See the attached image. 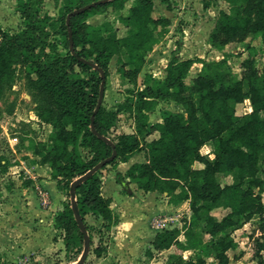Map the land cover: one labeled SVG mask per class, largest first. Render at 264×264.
<instances>
[{
	"label": "trees",
	"instance_id": "trees-1",
	"mask_svg": "<svg viewBox=\"0 0 264 264\" xmlns=\"http://www.w3.org/2000/svg\"><path fill=\"white\" fill-rule=\"evenodd\" d=\"M44 1L21 0L17 4L24 23L19 32L10 33L0 24V98L5 92L3 79H12L17 65L22 64L37 116L52 129L43 142L31 136L32 130L20 122L21 136L35 162L48 166L50 178L68 198L55 217L56 226L63 230L68 258L77 259L84 247V236L71 207V183L113 152L112 146L92 131L91 121L101 82L105 80L106 87L109 64L116 57L122 82L135 84L143 74V86L127 88L125 98L115 108L108 110L102 104L94 115L96 130L109 137L117 150L112 161L76 188L78 209L91 245L92 231L98 234L94 254L105 255L119 223L111 199L102 194V171L143 151L146 160L117 173L116 182L124 192L135 184L142 194L158 191L166 193L174 204L188 201L191 211L181 227L157 231L146 256L152 258L153 250L174 247L166 264H230L228 251L239 248L236 229L257 218L259 230L264 232V63L258 68L254 58L243 60L246 72L238 77L226 56L206 61L184 59L174 53L162 76L156 77L144 72L147 56L170 30L171 19L153 15L155 0H135L127 13L120 15L119 21L126 28L124 35H119L109 21L92 25L87 18L109 8L120 11L127 0L102 1L72 15L69 23L70 12L98 0H61L57 18L44 13ZM224 1L229 10L219 12L210 34L212 46L223 50L248 35L260 36L264 45V0ZM160 2L170 6L173 0ZM52 32L65 38L66 54L52 44ZM196 62L202 63V68L188 84L186 77ZM186 91L192 95L183 103ZM170 100L183 103L184 111L163 108L161 120L152 122L150 113L160 101ZM246 100L251 110L238 112V105ZM122 114L132 120V132L115 131ZM155 132L158 136L149 140ZM209 143L213 145L212 157L202 152ZM227 176H231V182L220 179ZM227 208L222 217L214 214ZM88 214L100 217L102 224H89ZM185 251L191 254L185 257ZM263 251L264 242L258 238L255 261L250 264H264Z\"/></svg>",
	"mask_w": 264,
	"mask_h": 264
},
{
	"label": "rangeland",
	"instance_id": "rangeland-1",
	"mask_svg": "<svg viewBox=\"0 0 264 264\" xmlns=\"http://www.w3.org/2000/svg\"><path fill=\"white\" fill-rule=\"evenodd\" d=\"M134 1L135 0H127L124 8L120 11L109 8L103 13H91L88 15L87 21L92 25H100L104 21H109L111 27L116 29L119 35H124L126 33V28L120 23L119 18L120 15H125L127 13L128 8L134 3ZM19 2H21V0H0V24L4 30L10 33L19 32L24 28L23 20L17 10V4ZM60 6L61 0L58 2L55 0H45L42 4L44 13L51 15L53 18L58 17ZM220 10H229V4L224 0H173L171 5L167 6L166 4L161 3L160 0H155V10L153 15L155 17L160 15L169 17L171 19V25L169 26L170 30L168 33L161 39L159 43L154 46L153 50L148 54L144 72L147 71L153 76L161 77L164 68L167 66L172 54L174 53L180 54V56L184 59L193 58L206 61L219 60L226 56L227 62L232 72L238 77H241L246 72V66H244L243 60L247 58H254L258 68H261L264 63V45L260 36L248 35L243 41L227 44L223 50H218L212 46L210 34L215 26ZM50 39L52 44L57 47L59 52L65 54L68 52L67 42L63 36L52 32ZM117 65L116 57H113L109 64V76L107 78L102 102L103 106H105V108L108 110L115 108L117 103L125 98L127 88H137L143 86V74L135 84L122 82L120 75L117 72ZM201 68L202 63L196 62L192 65L189 75L186 77V82L188 84H191L193 76H195L201 70ZM3 80L5 92L0 98V141H2L0 142V174H2L0 181H3L5 184L12 185L14 184V180H17L18 186L22 188L27 186L28 182L32 180L31 176L36 175V171L29 167V165H32L33 163L43 166L49 178L50 176L48 173V166L40 164L39 161L35 162L34 159H30V157L25 153L27 152L26 147H24L26 142L21 136L22 130L20 129V122H24L27 124V128L32 130L30 134L31 136L37 138L38 140H42L43 142L47 141L48 134L51 131L52 126L41 122L37 116L35 108L36 103L33 100V93L29 88V77L25 67L22 64L17 65L14 77L12 79L5 77ZM191 95L192 93L190 91L184 92L183 103L188 101ZM183 103H179L174 100L160 101L155 111L150 113V120L152 122L160 120L161 109L163 108L183 112ZM237 109L240 113L250 111L251 105L249 100H246L243 104H239ZM120 121H122V124H124L126 129H131L130 126L132 125V120L127 116V114H122ZM12 136L18 137L19 141L15 148L23 152V155L13 157V150H9L10 155L7 157V155H5L2 151L4 150L2 149L4 146L10 147L8 138ZM212 150L213 145L210 143L206 144L202 148V152L211 155V157L213 156ZM30 154L33 155L31 151ZM82 155L85 158H88L89 156L86 151H83ZM3 158L6 159L4 160ZM197 166L202 165L197 164ZM111 170H113L112 166L103 169L102 176L106 178ZM220 179L223 182L232 181L231 176L220 177ZM33 181V188L38 194L41 204L49 205L52 200L49 190L44 188L39 183V181H37V177L34 178ZM105 186L108 188L107 181L105 182ZM127 189H134L140 193L137 190L135 184H130L127 186ZM58 192L61 195L60 205L63 207L64 201H66L68 198L66 194L62 193L59 189ZM2 201L3 198L0 197V204ZM226 212V210L217 209L214 211V214L218 217H222ZM89 215L90 216L87 217L89 224L96 227H99L102 224L96 225L93 223L92 216L94 215ZM187 216L188 214L185 212L183 215L178 216L177 221L173 222L172 220L168 219L166 224L167 226L181 227L183 225L184 218H188ZM161 217L163 219L166 218L164 216ZM162 218H160V216L153 217L151 223L155 224V219L158 221ZM92 233L93 244L91 245L90 252H92V255H95L93 249L98 243V234L96 230H93ZM234 236L239 243V248L236 251H229V256L231 258L230 264L253 263L255 261L254 255L257 248V239L260 238L264 242V232L259 230L258 219L256 218L245 224L244 227L236 229L234 231ZM141 246L142 247L138 246L136 249L134 248V251H132V256H137L138 260H140V263L137 264H145L146 260L152 259H148L145 254L148 245L144 244ZM172 250L176 249L172 248ZM241 252V257L239 260H237L235 257L240 256L239 254ZM169 254L170 253H168V251L163 253H161V251L156 252L155 257L157 259L152 261L154 263H158L159 261L162 262L166 260ZM190 254L191 251L184 252L185 257L189 256ZM262 254L264 256V251ZM141 255L146 256L145 261L141 259ZM78 258L75 260H70L66 254V250L64 249V253L61 254L57 252L50 256H39V253L24 255L18 259L17 264H23V262L26 264H70L77 261ZM90 262H92V259H90L88 262L86 259L84 264ZM161 262L160 264H162ZM209 262H211L210 259ZM8 263L15 264L12 260H9Z\"/></svg>",
	"mask_w": 264,
	"mask_h": 264
},
{
	"label": "crops",
	"instance_id": "crops-1",
	"mask_svg": "<svg viewBox=\"0 0 264 264\" xmlns=\"http://www.w3.org/2000/svg\"><path fill=\"white\" fill-rule=\"evenodd\" d=\"M131 126V129L128 130L122 124V121H119L116 132H132L133 125ZM157 136L158 132H155L148 139L151 140ZM9 150H13V157L23 155V152L16 148L7 147L2 150L7 157L10 155ZM26 151L25 153L30 159H35L28 149ZM145 160L143 151L135 153L128 161L112 166L113 170L109 172L106 178L102 176V194L111 199V207L118 214L120 221L114 228L113 240L108 246L107 253L102 257H97L89 252L87 262L90 259H92V262L86 264L140 263L137 256H132L134 248L142 247L141 245L144 244H147L149 248L150 241L156 232L164 228L152 224L153 217L164 216L173 222L177 221L178 216L183 215L185 212L188 214L187 217H190L191 211L188 201L174 204L169 200L166 193L158 191L142 194L134 189L129 190L126 188L124 192L122 187L116 183L115 174L125 173L133 163L144 162ZM29 167L36 171V175L31 176L32 180L25 187L18 186L17 180H14L12 185L0 181V197L3 198L0 204V264H10L8 263L9 260L17 264L21 256L35 253H39V256H50L57 252L64 253L63 230L55 224L56 214L62 208L60 205L61 195L58 192L56 181L48 177L43 166L33 163ZM1 176L2 174H0ZM35 176L37 181L49 190L52 198L49 205L41 204L40 198L33 188ZM106 181L108 182V188L105 186ZM222 210L229 211L228 208ZM88 216L90 215L88 214L86 219ZM92 217V222L96 225L103 222L101 218ZM165 227L172 226L166 224ZM172 248L163 250L161 253L165 251H168V253L175 252ZM153 252L154 256L151 260H146V256L143 255H141V259L146 260L148 264H160L161 261L158 263L152 261L157 259L155 253L159 251L153 250ZM241 254L242 252L239 254L240 257ZM161 263L166 264V260Z\"/></svg>",
	"mask_w": 264,
	"mask_h": 264
},
{
	"label": "water",
	"instance_id": "water-1",
	"mask_svg": "<svg viewBox=\"0 0 264 264\" xmlns=\"http://www.w3.org/2000/svg\"><path fill=\"white\" fill-rule=\"evenodd\" d=\"M102 1H105V0H98L96 2H92L90 4H87V5H85V6L81 7V8L73 10L72 12H70L68 14L67 22L69 23V19H70V17L72 15L80 13V12H83V11L93 7L94 5H96L97 3H100ZM69 36H70V46H71V49L73 50V40H72V37H71V30L70 29H69ZM91 64H92V66L94 68H98V66L96 64H94L92 62H91ZM99 70H100L102 76H104L102 70L101 69H99ZM104 93H105V80H102L101 85H100V93H99L97 106L95 108L94 114L92 115L91 129L98 137L102 138L104 141H106L108 144H110L112 146L113 152H112L111 156H109L106 159L98 162L89 171H87L85 174L77 177L71 183V187H70L71 207H72L75 219H76V221H77V223H78V225H79V227H80V229H81V231L83 233V236H84V247H83V251H82L81 255L79 256L78 260L73 262V263H70V264H84L86 259H87V257H88V255H89V252L91 250V239H90V236L88 234L87 228H86V226L84 224L83 218L81 217V214L79 212L78 205H77L76 188L83 181H85L87 178H89L94 173H96L98 170H100L104 165H106L107 163L112 161L117 155V150H116L115 143L109 137L100 134L96 130V127H95V124H94V115L99 110L100 106L102 105L103 98H104Z\"/></svg>",
	"mask_w": 264,
	"mask_h": 264
},
{
	"label": "built area",
	"instance_id": "built-area-1",
	"mask_svg": "<svg viewBox=\"0 0 264 264\" xmlns=\"http://www.w3.org/2000/svg\"><path fill=\"white\" fill-rule=\"evenodd\" d=\"M8 141H9V145H10V148H13V149H15V146L17 145V143H18V137L17 136H12V137H10V138H8ZM0 142H2V141H0ZM5 148H7V147H3L2 149H5ZM160 218H162L161 216H160ZM170 221V220H169ZM166 222H168V218H165V219H159L158 221H156V219H155V224L156 225H158L159 227H165V225H166ZM23 264H26L25 262H23Z\"/></svg>",
	"mask_w": 264,
	"mask_h": 264
}]
</instances>
